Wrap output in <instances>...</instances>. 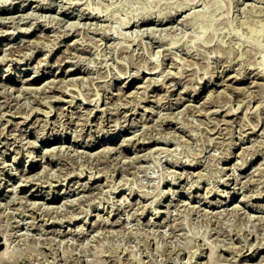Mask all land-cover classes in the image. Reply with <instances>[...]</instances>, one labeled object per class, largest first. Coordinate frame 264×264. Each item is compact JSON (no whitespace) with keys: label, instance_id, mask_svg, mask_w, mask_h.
Segmentation results:
<instances>
[{"label":"rangeland","instance_id":"1","mask_svg":"<svg viewBox=\"0 0 264 264\" xmlns=\"http://www.w3.org/2000/svg\"><path fill=\"white\" fill-rule=\"evenodd\" d=\"M48 1L51 2L49 3ZM0 8V55L6 53L3 55L6 59H3L2 56L0 57V75L12 65L10 67L15 71L11 75L12 79H5L4 83L9 88L12 85V88H8L10 91L12 89V93L9 94L16 96L15 98L11 95L9 97V94L7 97L6 94H3L4 96L0 95V104L2 105H0V109H2L0 110V176H2L0 177V180H2L0 181V184H2L0 192L3 193L0 196L2 201V205H0V259L1 253L7 249L12 254H8L9 258L14 257L17 259L14 261L10 260L11 258L8 259L10 260L8 264L12 262L14 264L15 261L16 264H192L193 262V264H203L202 262L204 264H258V262L259 264H264V243H262L264 242V0H0ZM63 8H65V11ZM27 12L29 17L26 15ZM22 14H24V17ZM22 21L25 22L23 23ZM38 35L39 37H37ZM36 39H38V43L37 41H32ZM51 39L53 41H50ZM11 40L12 42H10ZM46 41L50 42L52 46ZM53 42L55 43L53 44ZM46 43L49 44V49ZM9 44L10 46L14 44V46H17L16 44L23 46L21 49L23 53L20 52L21 50H19L20 53L12 51V46H8ZM36 44H39V47ZM26 45L27 47H25ZM31 47L34 52H32ZM24 50H28V52ZM58 55L61 56L57 57ZM14 56L20 58L17 59L18 62ZM19 60L23 61L20 62ZM60 61L62 62L61 67L57 63ZM70 68L73 69V73L70 74L71 76H66V78L69 79L70 77L69 80L71 82L68 79L65 80V82H68L66 85L64 84L65 82H62V84L56 82L52 86L56 85L57 88L52 89L43 82L46 79L50 80L52 78L56 80V78L63 77V74L54 77L52 73H61L63 69L68 70ZM152 68L155 69L154 72H152L154 70ZM36 69L37 71L39 69H42L41 71L49 69L48 73L45 72L39 76L40 78L36 79L35 84L33 83L34 87L39 84H43V86L40 85L37 90H23L20 85L24 81L21 80V82L20 77L36 75ZM54 69H57L56 72ZM148 71H151V73ZM17 72H21L22 75L20 77L17 74L15 75ZM174 72H176L177 76ZM179 72L180 74L184 73L181 75L182 77L178 76L180 75L178 74ZM147 77L152 79L154 77V82L152 79L148 80ZM144 81L145 84L143 85ZM72 82L77 84L73 85ZM252 82H255L256 85ZM122 83L127 86L124 87ZM69 84L70 86L66 87ZM136 84L137 86L138 84L143 86L140 85L138 89ZM231 84L233 86L230 88ZM24 85L21 86L29 87V84ZM17 86L22 90H16ZM62 87L66 91H63ZM238 87L242 88L238 89ZM135 88L137 91L134 93L131 90H135ZM48 89L50 90L49 92ZM73 89L77 90L78 93ZM194 89L199 93L195 92ZM120 90H122L121 95L118 92ZM142 90H144L143 93H141ZM212 91L214 92L212 94L214 95L213 98L210 94ZM218 91H220V94H218ZM98 92L101 94H98ZM129 92H132L133 95L131 94V96ZM29 93L40 94V97L37 95L35 97V94L32 96ZM44 93L45 95L43 96ZM180 93L181 95H179ZM208 93L210 98L209 96L207 97ZM72 94H75V97ZM98 96H100L99 99ZM180 97L183 98L181 99ZM47 98L48 100H46ZM108 98L110 99L108 100ZM132 98L135 99L133 100ZM18 99L20 101L17 102ZM34 99L37 100L35 101ZM67 99H69V102ZM91 99L97 105L94 106L91 101H88ZM189 99L193 101L190 100L191 102L189 103ZM209 99L210 101H208ZM13 100L14 103H12ZM41 100L44 103H41ZM120 100L124 102L121 104ZM114 101L116 104H114ZM126 101L128 102L126 103ZM83 102L86 103L84 104ZM74 103L77 104L75 105ZM238 103L239 109L237 108ZM24 104H26V107ZM185 105L187 106L185 107ZM65 106L66 109H63ZM50 107H53L52 110ZM93 107H97V109ZM107 107L110 108L108 109ZM12 109L13 111H11ZM136 109L137 112L135 111ZM233 109L234 111H232ZM228 110L230 113H228ZM29 112L33 114H29ZM22 113H26V115L22 116ZM100 114L104 116L101 115V118L99 117ZM26 117L29 118L26 119ZM39 117L40 119H38ZM82 117L87 118L83 120ZM139 118L144 119L140 121ZM87 119H90V123ZM107 119L112 120L108 121ZM47 120L49 121L47 122ZM61 120L65 122L62 123ZM78 120L82 123H80L81 125ZM117 120L120 122H117ZM45 121L46 123H43ZM36 122L37 124H35ZM116 122L118 125H115L117 124ZM131 122L132 124H130ZM2 123H4V127ZM74 128L77 131L76 129L73 131L72 129ZM129 129L133 131L130 132ZM2 130L3 132H1ZM11 130L12 132H10ZM99 131L101 132L99 133ZM108 131H112L114 134L112 146H116V149L114 148L115 152L113 148L110 151L106 148L108 152L105 149V152H103L105 155L102 152L99 154L101 147L104 146L103 143ZM133 134L136 135L132 136ZM74 135H76L75 138ZM125 135L131 140H128L127 144L122 147L123 150L119 151L117 146L119 147L123 142ZM158 137L161 139H157ZM46 138L48 140L45 142L44 139ZM150 138L153 139L151 140ZM110 141V139H107L105 144ZM32 142L33 144L37 143L34 146L31 144ZM60 143L63 147H61ZM68 144L71 145V148ZM55 146L61 147L60 150L57 147L54 148L56 151L54 153L58 155H53L52 153L42 158L43 148ZM243 146H245L244 149H242ZM152 147L155 149V151L153 150L154 152L151 150ZM75 148L80 149L79 151L82 153L75 151ZM61 149L63 150L62 155L65 154L66 156V153H68L66 157L61 155ZM228 149L229 151H227ZM230 149L233 151L231 152ZM149 150H151V153H146ZM242 150H245L247 154ZM29 151L35 155L34 166L31 168L34 171H40L41 175L37 180L41 183L36 182L35 179V182L32 181L25 184L21 168L29 161V154H27ZM91 151L93 152L92 154ZM239 153L243 154L242 157L244 154L245 156L247 155L245 158L243 157L244 161L247 160L246 163L242 160ZM98 155L100 156L97 157V160L94 157ZM109 155L110 157H108ZM225 156L228 158L226 159ZM15 157H17V162H13ZM144 157L145 159H143ZM128 159H130L129 162ZM124 160H127L126 162L128 163H125ZM5 162L6 164H4ZM44 164L46 165L43 167ZM132 164L135 165L133 166ZM232 164L237 166L234 167ZM128 165L130 166L127 168ZM66 170H69L70 174ZM72 170L73 173H71ZM123 170L127 171L123 172ZM45 171L46 173H44ZM78 171L81 172L78 173ZM181 172L184 174H181ZM87 174L90 176L93 174V178L89 179ZM112 174L114 175L112 176ZM239 174L241 175L239 176L240 178L238 177ZM60 175L65 176L66 180L63 176V179H60ZM47 176L49 183L46 179ZM19 177L23 178V181ZM10 178L16 182L13 185L6 186L5 180ZM76 178L77 180H75ZM18 179L25 184L24 188ZM225 180L228 181V184ZM83 181L84 184H82ZM236 181L239 182L236 183ZM186 182L189 183L185 184ZM193 184H195V187ZM68 185L70 186L68 187ZM10 188L11 190H9ZM131 189L134 192L130 193ZM169 189H173L171 191L175 190V192H171ZM166 190L168 191L166 192ZM217 190H221V193L217 192ZM228 190L230 193H227L229 192ZM25 192H34L38 196L26 195ZM20 194L23 195L21 196ZM248 194L250 195L247 196ZM10 195H12V198ZM56 195H59V197L54 199ZM86 196L87 198H85ZM4 197L9 202L6 203L5 199H3ZM78 197L79 199L83 197L85 200L83 198L79 200ZM31 200H35V203L37 201V204L33 202L34 205H32ZM73 200L76 203L78 202L77 205ZM116 200L118 201L116 202ZM122 200L123 203H121ZM62 201H64V204L60 203ZM184 201L190 202L184 203ZM214 201H218V203ZM23 202L25 204H22ZM112 202L116 205L114 206ZM65 203L66 207L64 206ZM13 204L15 206L12 207ZM45 204L49 206L47 207ZM57 204L59 209H61V214L58 211V215L55 208ZM62 208H66V210ZM71 208L74 210L72 209V211ZM223 208L224 210H222ZM86 211H89L88 214ZM29 213L32 215H29ZM53 213L55 215H52ZM77 213L81 216L78 217ZM74 214L75 216H73ZM108 214L112 215L109 216ZM47 215H52L53 218L49 216L50 220ZM156 216L157 218H155ZM106 218L107 220H105ZM51 221L53 224L50 223ZM74 227H79V229ZM202 246L203 248H201ZM210 246L211 248H209ZM251 248L253 249L251 250ZM211 249H214L213 252L215 254L213 253V258L209 259ZM2 261H0V264L4 263V261L1 263ZM4 264L7 263L5 262Z\"/></svg>","mask_w":264,"mask_h":264},{"label":"bare ground","instance_id":"2","mask_svg":"<svg viewBox=\"0 0 264 264\" xmlns=\"http://www.w3.org/2000/svg\"><path fill=\"white\" fill-rule=\"evenodd\" d=\"M20 1H21V0H20ZM22 2H23V1H22ZM40 2H41V1H40ZM40 2H39V3H40ZM42 2L46 3L45 1H42ZM48 2H49V1H48ZM50 2H51V1H50ZM50 2H49V3H50ZM19 3H20V2H19ZM44 3H43V4H44ZM3 4H4V3H3ZM3 4H2V5H3ZM5 4H6V3H5ZM26 4H27V3H26ZM47 4H48V3H47ZM23 5H24V4H23ZM80 5H81V4H80ZM3 6H4V5H3ZM37 6H38V5H37ZM40 6H41V5H40ZM45 6H46V5H45ZM45 6H44V7H45ZM86 6H89V5H86ZM86 6H85V7H86ZM24 7H25V6H24ZM46 7H47V6H46ZM70 7H71V6H70ZM73 7H74V6H73ZM85 7H84V8H85ZM38 8H40V7H38ZM0 9H1V8H0ZM63 9H64V11H65V8H63ZM67 9H68V8H67ZM82 9H83V8H82ZM21 10H22V9H21ZM84 10H85V9H84ZM86 10H87V9H86ZM10 11H11V10H10ZM90 11H91V10H90ZM66 12H67V11H66ZM84 12H85V11H84ZM84 12H83V13H84ZM70 13H71V12H70ZM83 13H82V14H83ZM91 13H92V12H91ZM95 13H97V12H95ZM28 14H29V13L27 12L26 15H28ZM32 14H33V13H32ZM32 14H31V16H32ZM68 14H69V13H68ZM22 15H23V17H24V14H22ZM76 15H77V14H76ZM86 15H87V14H86ZM98 15H99V14H98ZM93 16H95V15H93ZM171 16H172V15H171ZM11 17H12V15H11ZM14 17H15V16H14ZM19 17H20V15H19ZM21 17H22V16H21ZM23 17H22V18H23ZM28 17H29V15H28ZM38 17H39V16H38ZM143 17H144V16H143ZM143 17H142V18H143ZM145 17H147V16L145 15ZM149 17H150V16H149ZM168 17H169V16H168ZM22 18H20V19H22ZM25 18H26V16H25ZM32 18H34V17H32ZM36 18H37V16H36ZM39 18H40V17H39ZM39 18H38V19H39ZM147 18H148V17H147ZM20 19H19V20H20ZM143 19H144V18H143ZM150 19H151V18H150ZM167 19H168V18H167ZM39 20H40V19H39ZM45 20H46V19H45ZM141 20H142V19H141ZM147 20H148V19H147ZM153 20H154V19H153ZM159 20H160V19H159ZM163 20H164V19H163ZM2 21H3V20H2ZM11 21H12V18H11ZM29 21H30V20H29ZM43 21H44V20H43ZM135 21H138V20H135ZM142 21H143V20H142ZM4 22H5V20H4ZM4 22H3V23H4ZM22 22H23V21H22ZM24 22H25V21H24ZM24 22H23V23H24ZM30 22H31V21H30ZM123 22H124V21H123ZM129 22H130V21H129ZM6 23H7V22H6ZM12 23H13V22H12ZM18 23H19V22H18ZM47 23H48V21H47ZM47 23H46V24H47ZM126 23H128V22H126ZM1 24H2V23H1ZM8 24H9V23H8ZM8 24H7V25H8ZM25 24H26V23H25ZM41 24L43 25L42 22H41ZM132 24H133V23H132ZM28 25H32V24H28ZM44 25H45V24H44ZM2 26H3V25H2ZM5 26H6V25H5ZM9 26H10V25H9ZM35 26H36V25H35ZM51 26H52V25H51ZM51 26H50V27H51ZM0 27H1V25H0ZM18 27H19V26H18ZM18 27H17V29L20 28V27H19V28H18ZM27 27H28V26H27ZM21 28H22V27H21ZM28 28H30V27H28ZM2 29H3V28H2ZM22 29H23V28H22ZM0 30H1V29H0ZM3 30H4V29H3ZM3 30H2V31H3ZM7 30H8V29H7ZM26 30H27V28H26ZM29 30H30V29H29ZM4 31H6V30H4ZM4 31H3V32H4ZM21 31L25 32L24 30H21ZM0 32H1V31H0ZM3 32H2V33H3ZM14 32H15V31H14ZM12 33H13V32H12ZM25 33H26V32H25ZM25 33H24V34H25ZM28 33H29V32H28ZM40 33H42V32L40 31ZM47 33H48V32H47ZM13 34H14V33H13ZM65 34H66V33H65ZM65 34H64V35H65ZM68 34H69V33H68ZM2 35H3V34H2ZM43 35H45V33H43ZM50 35H51V34H50ZM45 36H46V35H45ZM62 36H63V35H62ZM37 37H39V35H38ZM37 37H36V38H37ZM40 38H41V36H40ZM48 38H49V37H48ZM48 38H47V39H48ZM60 38H61V37H60ZM0 39H1V38H0ZM20 39H21V38H20ZM20 39H19V40H20ZM22 39H23V38H22ZM31 39H32V38H31ZM31 39H30V40H31ZM42 39H43V38H42ZM72 39H73V38H72ZM24 40H25V39H24ZM27 40H28V39H27ZM39 40H40V39H39ZM44 40H45V39H44ZM32 41H34V42L37 41V43H38V39H36V40H32ZM50 41H53V40L51 39ZM57 41H58V40H57ZM60 41H61V40H60ZM71 41H72V40H71ZM74 41H75V38H74ZM7 42H8V41H7ZM10 42H12V40H11ZM19 42H20V41H19ZM30 42H31V41H30ZM46 42H48V41H46ZM69 42H70V41H69ZM77 42H78V41H77ZM8 43H9V42H8ZM17 43H18V42H17ZM22 43H23V42H22ZM22 43H21V44H22ZM26 43H28V42H26ZM26 43H25V44H26ZM44 43H45V42H44ZM48 43H50V42H48ZM48 43H46L47 45H46V44H45V45H46V46L48 47V49H49V46H48L49 44H48ZM54 43H55V42H53V44H54ZM58 43H59V42H58ZM10 44H11V43H10ZM10 44H9L8 46H10ZM21 44H20V45H21ZM25 44H24V45H25ZM42 44H43V42H42ZM68 44H69V43H68ZM74 44H75V43H74ZM5 45H7V44L5 43ZM14 45H15V44H14ZM14 45H13V46L11 45L12 47L10 46L11 49H13L12 51H17V52H19V50H21V49L23 48V46H18V44H16L17 46H14ZM34 45H35V44H34ZM40 45H41V43H40ZM50 45H51V43H50ZM70 45H71V44H70ZM36 46L39 47V44H38V45L36 44ZM51 46H52V45H51ZM72 46H75V45H72ZM25 47H27V45H26ZM25 47H24V49H25ZM33 47H34V46H33ZM55 47H56V45H55ZM6 48H7V47H6ZM42 48H43V46H42ZM44 48H46V47H44ZM50 48H52V47H50ZM53 48H54V47H53ZM53 48H52V49H53ZM71 48H73V47H71ZM34 49H37V48H34ZM38 49H39V48H38ZM46 49H47V48H46ZM64 49H65V48H64ZM66 49H67V48H66ZM68 49H70V48H68ZM5 50H6V49H5ZM31 50H32V47H31ZM6 51H7V50H6ZM9 51H10V50H9ZM24 51H26V50H24ZM29 51H30V49H29ZM35 51H36V50H35ZM51 51H52V50H51ZM64 51H65V50H64ZM68 51H69V50H68ZM20 52H22V50H21ZM20 52H19V53H20ZM26 52H28V50H27ZM32 52H34V50H32ZM69 52H70V51H69ZM4 53H5V51H4ZM8 53H9V52H8ZM10 53H11V52H10ZM12 53H13V52H12ZM22 53H23V52H22ZM29 53H31V52H29ZM29 53H28V54H29ZM66 53H67V52H66ZM5 54H6V53H5ZM5 54H3V55H5ZM43 54H44V53H43ZM46 54H48V53H46ZM61 54H62V53H61ZM63 54H64V53H63ZM3 55H0V57H1V56L3 57ZM23 55H24V54H23ZM23 55H22V57H23ZM44 55H45V54H44ZM51 55H52V54H51ZM12 56H13V54H12ZM18 56H19V54H18ZM32 56H33V54H32ZM35 56H36V55H35ZM48 56H49V55H48ZM59 56H61V55H58L57 57H59ZM14 57H16V56H14ZM14 57H13V58H14ZM25 57H26V54H25ZM29 57H30V56H29ZM50 57H51V56H50ZM65 57H66V56H65ZM11 58H12V57H11ZM18 58H19V57H18ZM18 58L16 57V61H17ZM27 58H28V57H27ZM27 58H26V59H27ZM39 58H40V57H39ZM45 58H46V57H45ZM60 58H61V57H60ZM60 58H59V59H60ZM3 59H6L5 56L3 57ZM7 59H8V56H7ZM19 59H20V58H19ZM21 59H22V58H21ZM32 59H34V58H32ZM40 59H41V58H40ZM40 59H39V60H40ZM56 59H57V58H56ZM0 60H1V58H0ZM9 60H10V59H9ZM13 60H15V59H13ZM13 60H12V61H13ZM37 60H38V59H37ZM39 60H38V61H39ZM44 60H46V59H44ZM3 61L5 62V60H3ZM3 61H2V62H3ZM16 61H15V62H16ZM19 61H20V60H19ZM21 61H23V60H21ZM21 61H20V62H21ZM38 61H37V63H38ZM40 61H41V60H40ZM42 61H43V60H42ZM66 61H67V60H66ZM17 62H18V61H17ZM43 62H44V61H43ZM43 62H41V63L43 64ZM47 62H48V61H47ZM62 62H63V60H62ZM62 62H61V61H60V62H57V63H58V66H60V65L62 64ZM191 62H193V61H191ZM191 62H190V63H191ZM7 63H8V62H7ZM45 63H46V62H45ZM45 63H44V65H45ZM49 63H50V62H49ZM55 63H56V62H55ZM174 63H175V62H174ZM29 64H30V63H29ZM50 64H51V63H50ZM52 64H53V63H52ZM154 64H155V63H154ZM154 64H152V65H154ZM172 64H173V62H172ZM56 65H57V64H56ZM152 65H151V66H152ZM6 66H7V65H6ZM10 66L12 67V65H10ZM10 66H9V67L7 66L8 68H7L6 70H4L5 72L1 73V75H0V80H1L0 85L2 84V85L0 86V95H3V94L5 95V94H6V97H7V95H8L9 93H12V92H11L12 89H11V91L9 90L10 88H12V87H11L12 85H10V88H9V86H8L6 83H4V82H5L6 80H11V79H12V76H11V75L15 72V71H13V69H12ZM26 66H27V65H26ZM46 66H47V65H46ZM172 66H173V65H172ZM174 66H175V65H174ZM177 66H178V65H177ZM38 67H39V66H38ZM40 67H41V64H40ZM48 67H49V66H48ZM60 67H61V66H60ZM154 67H155V66H154ZM158 67H159V66H158ZM27 68H28V66H27ZM34 68H35V66H34ZM43 68L45 69V67H43ZM76 68H77V67H76ZM187 68H189V67H187ZM25 69H26V68H25ZM50 69H51V68H50ZM57 69H58V68H57ZM57 69H56V70H57ZM146 69H147V68H146ZM146 69H145V70H146ZM152 69H154V68H152ZM156 69H157V68H156ZM34 70H35V69H34ZM34 70H33V71H34ZM41 70H42V69H39V70L37 71V69H36V71H37V74H36V75H33V74H32V75H27V76L24 75V76H22L23 78L20 77V76L22 75L21 72H19V73H18V72L15 73V75L17 74V76L20 77V81H21V80L24 81L23 84H25V85H26V84H29V87H23V86H21V85H23V84H21L20 87H21L23 90H25V91H28V90H34V89H35V90L39 89V86H40L41 84H39L38 86L35 85V87H34L33 85L35 84L36 79H37L39 76L43 75L45 72H47L49 69H48L47 71H46V70H45V71H44V70L41 71ZM54 70H55V69H54ZM54 70H53V71H54ZM56 70H55V72H56ZM79 70H80V69H79ZM150 70H151V69H150ZM181 70H182V69H181ZM154 71H155V69L152 70V72H154ZM156 71H157V70H156ZM160 71H161V70H160ZM178 71H179V70H178ZM48 72H49V71H48ZM48 72H47V73H48ZM148 72L151 73V71H148ZM183 72H184V71H183ZM71 73H73V69H71V68L68 69V70H64V69H63V70L61 71V73H60V72H57V73H54V72H53L52 74H53L54 77H57L59 74H63V77L61 76V77H59V79L56 78L57 81H56L55 79H52V78H51L50 80H47V79H46V81H43V82L46 83L45 85H46L47 87H51L52 89H53V88H57L56 85H55V86H52V85H54V83H56V82H60L61 84H62V82L64 83L65 80L68 79V78H66V76L70 75ZM156 73H157V72H156ZM169 73H170V71H169ZM171 73H172V72H171ZM175 73H176V72H174V74H175ZM29 74H30V73H29ZM178 74H180V72H179ZM183 74H184V73H183ZM183 74H180V75H178V76H179V77H182L181 75H183ZM78 75H79V74H78ZM175 75H176V74H175ZM213 75H214V74H213ZM229 75H230V74H229ZM231 75L233 76V74H231ZM263 75H264V74H263ZM70 76H71V75H70ZM74 76H75V75H74ZM74 76H73V77H74ZM80 76H82V75H80ZM137 76H138V75H137ZM173 76H174V75H173ZM176 76H177V75H176ZM184 76H185V75H184ZM226 76H227V75H226ZM232 76H231V77H232ZM227 77H229V76H227ZM237 77H238V74H237ZM256 77H257V76H256ZM39 78H40V77H39ZM65 78H66V79H65ZM171 78H172V76H171ZM220 78H221V77H220ZM225 78H226V77H225ZM262 78H263V77H262ZM5 79H6V80H5ZM17 79H18V78H17ZM69 79H70V77H69ZM69 79H68V80H69ZM83 79H84V78H83ZM147 79L150 80V79H152V78H148V77H147ZM184 79H185V78H184ZM212 79H213V78H212ZM227 79H228V78H227ZM236 79H237V78H236ZM73 80H74V79H73ZM76 80H77V79H76ZM121 80H122V79H121ZM152 80H153V82H154V77H153ZM210 80H211V79H210ZM222 80H223V79H222ZM83 81H84V80H83ZM181 81H182V80H181ZM211 81H212V80H211ZM224 81H225V80H224ZM254 81H257V80H254ZM21 82H22V81H21ZM21 82H20V83H21ZM47 82H48V83H47ZM69 82H71V81L69 80ZM74 82H75V81H74ZM78 82H79V81H78ZM151 82H152V81H151ZM178 82H179V81H178ZM257 82H258V81H257ZM9 83H10V82H9ZM33 83H34V84H33ZM66 83H68V82L66 81L64 84L66 85ZM124 83H126V82H124ZM124 83H122V85H123ZM148 83H149V82H148ZM148 83H147V84H148ZM222 83H224V82H222ZM225 83H226V82H225ZM252 83L255 84V82H252ZM50 84H51V85H50ZM57 84H58V83H57ZM70 84H71V83H70ZM70 84H69L68 86H66V87H69ZM72 84L75 85V84H77V83L74 84V83L72 82ZM79 84H80V83H79ZM144 84H145V81H144L143 85H144ZM213 84H214V83H213ZM220 84H221V83H220ZM220 84H218V85H220ZM25 85H24V86H25ZM65 85H64V86H65ZM140 85H142V84H140ZM140 85L138 84V86H137V84H136L137 88H138V87L140 88ZM143 85H142V86H143ZM171 85H172V84H171ZM255 85H256V84H255ZM27 86H28V85H27ZM32 86H33V87H32ZM41 86H43V84H42ZM46 86H45V88H46ZM59 86H61V85L59 84ZM59 86H58V89H59ZM71 86H72V85H71ZM123 86L125 87V86H127V85L124 84ZM123 86H122V87H123ZM129 86H130V85H129ZM142 86H141V88H142ZM193 86H194V84H193ZM227 86H229V85H227ZM232 86H233V85L231 84V86H229V87L231 88ZM250 86H251V85H250ZM18 87H19V86L16 87V88H17L16 90H18V89L20 90V89H21L20 87H19V88H18ZM146 87H148V86H146ZM190 87H191V86H190ZM195 87H196V86H195ZM8 88H9V89H8ZM14 88H15V87H14ZM42 88H43V87H42ZM42 88H41V89H42ZM45 88H44V89H45ZM51 88H49V89H51ZM60 88H61V87H60ZM62 88H63V87H62ZM73 88H74V86H73ZM107 88H108V87H107ZM113 88H114V87H113ZM139 88H138V89H139ZM193 88H194V87H193ZM198 88H199V87H198ZM198 88H197V89H198ZM224 88H225V86H224ZM240 88H242V87H240ZM240 88L238 87V89H240ZM3 89H4V90H3ZM22 89H21V90H22ZM49 89H48V92L50 91ZM63 89H64V88H63ZM66 89H67V88H66ZM70 89H71V88H70ZM70 89H69V90H70ZM119 89H120V88H119ZM121 89H122V88H121ZM143 89H144V88H143ZM189 89H190V88H189ZM191 89H192V87H191ZM208 89H210V88H208ZM212 89H214V88L212 87ZM216 89H218V88H216ZM45 90H46V89H45ZM61 90H62V89H61ZM71 90H72V89H71ZM73 90H75V89H73ZM106 90H108V89H106ZM144 90H145V89H144ZM144 90H142L141 93H143ZM198 90H199V89H198ZM219 90H220V89H219ZM9 91H10V92H9ZM39 91H40V90H39ZM41 91H42V90H41ZM55 91H57V90H55ZM63 91H66V90L64 89ZM63 91H62V92H63ZM75 91L77 92V90H75ZM121 91H122V90L118 91V92H120V95H121V93H122ZM123 91H124V90H123ZM129 91H130V90H129ZM131 91L135 93V91H137V90H136V88H135V90L132 89ZM139 91H141V90H139ZM180 91H181V90H180ZM184 91H185V89H184ZM187 91H188V90H187ZM191 91H192V90H191ZM194 91H195V89H194ZM220 91H221V90H220ZM220 91H218V92H219L218 94H220ZM222 91H223V90H222ZM19 92H20V91H19ZM21 92H22V91H21ZM29 92H30V91H29ZM33 92H35V91H33ZM43 92H45V91H43ZM60 92H61V91H60ZM76 92H75V93H76ZM113 92H114V91H113ZM132 92H129V94H130V95H131V94L133 95ZM182 92H183V91H182ZM195 92H198V91H195ZM223 92H225V91H223ZM16 93H18V92H16ZM37 93H39V92L37 91ZM68 93H69V92H68ZM77 93H78V92H77ZM93 93H94V92H93ZM93 93H92V94H93ZM136 93H138V92H136ZM178 93H179V92H178ZM187 93H188V92H187ZM198 93H199V92H198ZM213 93H214V92L212 91V93H210V94L212 95ZM216 93H217V92H216ZM18 94H19V93H18ZM18 94H17V96H18ZM24 94H25V93H24ZM24 94H23V95H24ZM29 94H31V93H29ZM33 94H35V93H33ZM33 94H31V95L33 96ZM40 94H41V92H40ZM40 94H39V95H40ZM64 94H65V93H64ZM94 94H96V93H94ZM98 94H101V93L98 92ZM126 94L128 95V93H126ZM139 94H140V93H139ZM182 94H183V93H182ZM206 94H207V93H206ZM210 94L208 93L207 97H208ZM4 95H3V96H4ZM10 95L12 96V94H9V97H10ZM36 95H37V94H35V97H36ZM39 95H37V96H39ZM44 95H45V93L43 94V96H44ZM49 95H52V94H49ZM57 95L59 96V94H57ZM57 95H56V98H57ZM69 95H70V93H69ZM72 95L74 96L75 94H72ZM76 95H77V94H76ZM87 95L89 96L88 92H87ZM102 95H103V94H102ZM104 95H105V93H104ZM117 95H118V94H117ZM120 95H119V96H120ZM122 95H123V94H122ZM132 95H131V96H132ZM134 95H136V94H134ZM179 95H181V93H180ZM191 95H192V93H191ZM216 95H217V94H216ZM216 95H215V96H216ZM20 96H21V93H20ZM54 96H55V94H54ZM88 96H87V98H88ZM91 96H92V95H91ZM106 96H108V95H106ZM106 96H105V98H106ZM213 96H214V95H212V98H213ZM12 97H15V98H16V96H12ZM21 97H22V96H21ZM39 97H40V96H39ZM46 97H47V96H46ZM48 97H49V96H48ZM52 97H53V96H52ZM74 97H75V96H74ZM77 97H79V96H77ZM93 97H94V96H93ZM99 97H100V96H98V99H99ZM116 97H117V96H116ZM129 97H130V96H129ZM133 97H134V96H133ZM140 97H141V96H140ZM177 97H178V95H177ZM197 97H199V96H197ZM207 97H206V98H207ZM17 98H18V97H17ZM50 98H51V97H50ZM53 98H54V97H53ZM53 98H52V100H53ZM56 98H55V99H56ZM61 98H62V99H65L64 97H61ZM61 98H60V99H61ZM72 98H73V97H72ZM79 98H80V97H79ZM81 98H82V97H81ZM90 98H91V97H90ZM90 98H89V99H90ZM120 98H121V97H120ZM137 98H138V97H137ZM180 98L182 99L183 97H180ZM185 98H186V97H185ZM191 98H192V97H191ZM194 98H195V97H194ZM209 98H210V96H209ZM9 99L11 100V98H9ZM20 99H21V98H20ZM20 99H18L17 102L20 101ZM39 99H40V98H39ZM92 99H93V98H92ZM92 99H91V100H88V101H91V102H92ZM102 99H103V98H102ZM109 99H110V98H108V100H109ZM113 99H115V98H113ZM121 99H122V98H121ZM132 99H133V98H132ZM132 99H130V100H132ZM134 99H135V98H134ZM134 99H133V100H134ZM176 99H177V98H176ZM187 99H188V98H187ZM6 100H7V98H6ZM34 100H35V99H34ZM36 100H37V99H36ZM36 100H35V101H36ZM46 100H48V98H47ZM52 100H51V101H52ZM58 100H59V99H58ZM58 100H57V101H58ZM67 100H68V102H69V99H67ZM71 100H72V99H71ZM71 100H70V101H71ZM73 100H74V98H73ZM105 100H106V99H105ZM127 100H128V99H127ZM177 100H180V99L178 98ZM177 100H176V101H177ZM190 100H192V99H189V103L191 102ZM206 100H207V99H206ZM206 100H205V101H206ZM211 100H212V99H211ZM21 101H22V100H21ZM39 101H40V100H39ZM41 101H42V100H41ZM83 101H84V99H83ZM85 101H86V98H85ZM93 101H94V99H93ZM115 101H116V100H115ZM115 101H114V104H116ZM120 101H121V100H120ZM128 101H129V100H128ZM128 101H126V103H127ZM181 101H182V100H181ZM192 101H193V100H192ZM208 101H210V99H209ZM227 101H228V100H227ZM227 101H226V102H227ZM4 102H6V101H4ZM52 102H53V101H52ZM64 102H65V101H64ZM99 102H100V100H99ZM103 102H104V101H103ZM117 102H118V99H117ZM123 102H124V101H123ZM123 102L121 101V104H122ZM130 102H131V101H130ZM130 102H129V104H130ZM203 102H204V101H203ZM203 102H202V103H203ZM211 102H212V101H211ZM215 102H216V101H215ZM226 102H225V104H226ZM239 102H242V101H239ZM1 103H2V100H1ZM9 103H10V102H9ZM12 103H14V100H13ZM21 103H22V102H21ZM32 103H33V102H32ZM38 103H39V102H38ZM41 103H44V102L42 101ZM41 103H40V104H41ZM65 103H66V102H65ZM72 103H73V101H72ZM83 103H84V102H83ZM85 103H86V102H85ZM85 103H84V104H85ZM87 103H88V102H87ZM2 104H3V103H2ZM5 104H7V103H5ZM45 104H46V103H45ZM74 104H75V103H74ZM76 104H77V103H76ZM76 104H75V105H76ZM93 104H94V103L92 102V105H93ZM119 104H120V103H119ZM192 104H194V103H192ZM207 104H208V103H207ZM246 104H247V103H246ZM0 105H1V104H0ZM8 105H9V104H8ZM10 105H12V104H10ZM17 105H18V104H17ZM25 105H26V104H24V106H25ZM29 105H30V104H29ZM29 105H28V106H29ZM43 105H44V104H43ZM48 105H49V104H48ZM80 105H81V104H80ZM95 105H97V103L94 104V106H95ZM106 105H107V104H106ZM179 105H180V103H179ZM187 105H188V104H187ZM187 105H185V107H186ZM194 105H195V104H194ZM210 105H211V104H210ZM216 105H218V103H216ZM220 105H221V103H220ZM222 105H223V104H222ZM240 105H241V104H240ZM1 106H2V105H1ZM12 106H13V105H12ZM35 106H36V105H35ZM49 106H50V105H49ZM70 106H71V105H70ZM78 106H79V105H78ZM81 106H83V105H81ZM84 106H85V105H84ZM108 106H110V105H108ZM119 106H121V105H119ZM122 106H124V105H122ZM201 106H202V105H201ZM205 106H206V105H205ZM207 106H208V105H207ZM231 106H232V105H231ZM233 106H234V105H233ZM248 106H250V105H248ZM8 107H9V106H8ZM17 107H18V106H17ZM25 107H26V106H25ZM29 107H30V106H29ZM29 107H28V108H29ZM59 107H60V106H59ZM100 107H101V106H100ZM110 107H113V106H110ZM110 107H109V108H110ZM114 107H116V106H114ZM126 107H127V105H126ZM134 107H135V106H134ZM185 107H184V108H185ZM199 107H200V105H199ZM213 107H214V106H213ZM216 107H217V106H216ZM19 108H20V106H19ZM50 108H51V107H50ZM52 108H53V107H52ZM52 108H51V110H52ZM75 108H76V107H75ZM79 108H80V107H79ZM86 108L88 109V107H86ZM93 108H96V109H97V107H93ZM93 108H92V109H93ZM101 108H102V107H101ZM101 108H100V111H101ZM107 108H108V107H107ZM109 108H108V109H109ZM189 108H191V106H189ZM196 108H197V107H196ZM196 108H195V109H196ZM200 108H201V107H200ZM209 108H210V107H209ZM211 108H212V107H211ZM229 108H230V107H229ZM234 108H235V107H234ZM237 108L239 109V103L237 104ZM246 108H247V107H246ZM249 108H250V107H249ZM40 109H41V107H40ZM54 109H56V108H54ZM63 109H66V106H65V108H63ZM80 109H81V108H80ZM80 109H79V110H80ZM90 109H91V108H90ZM102 109H103V108H102ZM104 109H105V111H106V108H105V107H104ZM122 109H123V107H122ZM124 109H125V108H124ZM130 109H132V108H130ZM185 109H186V108H185ZM193 109H194V108H193ZM207 109H208V108H207ZM212 109H213V108H212ZM247 109H248V108H247ZM0 110H2V109H0ZM8 110H9V109H8ZM28 110H29V109H28ZM31 110H32V109H31ZM31 110H30V111H31ZM33 110H34V106H33ZM33 110H32V111H33ZM43 110H45V109H43ZM47 110H49V109H47ZM47 110H46V111H47ZM51 110H50V112H51ZM85 110H86V109H85ZM85 110H84V112H85ZM145 110H146V108H145ZM196 110H197V109H196ZM199 110H201V109H199ZM199 110H198V111H199ZM213 110H215V109H213ZM219 110H220V109H219ZM230 110H231V109H230ZM236 110H237V109H236ZM6 111H7V110H6ZM11 111H13V109H12ZM18 111H19V109H18ZM22 111H24V110H22ZM25 111H26V110H25ZM32 111H31V112H32ZM59 111H60V110H59ZM86 111H87V110H86ZM93 111H95V110H93ZM108 111H110V110H108ZM108 111H107V112H108ZM122 111H123V110H122ZM125 111H126V110H125ZM132 111H133V110H132ZM132 111H131V112H132ZM135 111L137 112V109H136ZM194 111H195V110H194ZM202 111H203V109H202ZM202 111H201V112H202ZM228 111H229V110H228ZM232 111H234V109H233ZM246 111H248V110H246ZM14 112H15V111H14ZM33 112H34V111H33ZM47 112L49 113V111H47ZM47 112H44V113H47ZM60 112H61V111H60ZM72 112H73V111H72ZM78 112H79V111H78ZM89 112H90V111H89ZM112 112H113V111H112ZM112 112H110V113H112ZM0 113H1V112H0ZM2 113H3V112H2ZM5 113H6V112H5ZM11 113H12V112H11ZM26 113H28V112H26ZM26 113H24V114L22 113V116L26 115ZM38 113H39V112H38ZM38 113H37V114H38ZM42 113H43V112H42ZM63 113H64V112H63ZM69 113H71V112H69ZM73 113H74V112H73ZM76 113H77V112H76ZM82 113H83V112H82ZM128 113H129V112H128ZM128 113H126V114H128ZM133 113H134V112H133ZM214 113H215V112H214ZM216 113H217V112H216ZM228 113H230V111H229ZM232 113H233V112H232ZM7 114H9V113H7ZM12 114H13V113H12ZM29 114H33V113H30V112H29ZM87 114H88V113H87ZM91 114H92V113H91ZM143 114H144V113H143ZM233 114H234V113H233ZM245 114H246V113H245ZM5 115H6V114H5ZM19 115H20V114H19ZM45 115H48V114H45ZM45 115H44V116H45ZM50 115H51V114H50ZM60 115H61V113H60ZM62 115H63V114H62ZM70 115H72V114H70ZM80 115H81V114H80ZM83 115H84V114H83ZM101 115L104 116L103 114H100L99 117H101V118H102ZM105 115H107V114H105ZM110 115H112V114H110ZM128 115H129V114H128ZM128 115H127V116H128ZM224 115H227V114H224ZM0 116H1V115H0ZM13 116H14V115H13ZM13 116H12V117H13ZM16 116H17V115H16ZM22 116H21V117H22ZM35 116H36V115H35ZM56 116H57V114H56ZM58 116H59V115H58ZM73 116H74V115H73ZM84 116H86V115H84ZM90 116H91V115H90ZM96 116H98V115H96ZM125 116H126V115H125ZM144 116H145V115H144ZM2 117H3V116H2ZM2 117H1V118H2ZM29 117H30V116H29ZM29 117H26V119H28ZM48 117H49V116H48ZM48 117H46V118H48ZM106 117H107V116H106ZM128 117H129V116H128ZM142 117H143V116H142ZM10 118H11V117H10ZM30 118H31V117H30ZM46 118H45V119H46ZM49 118H50V117H49ZM49 118H48V119H49ZM62 118H64V117H62ZM80 118H81V117H80ZM80 118H79V119H80ZM82 118H83V117H82ZM86 118H87V117L83 118V120L86 119ZM89 118H90V117H89ZM120 118H121V116H120ZM145 118H146V116H145ZM222 118H224V117H222ZM2 119H3V118H2ZM5 119H6V118H5ZM36 119H37V118H36ZM38 119H40V117H39ZM38 119H37V121H38ZM56 119H57V118H56ZM64 119H65V118H64ZM71 119H72V118H71ZM95 119H96V118H95ZM97 119H98V118H97ZM103 119H104V118H103ZM117 119H118V117H117ZM129 119H130V118H129ZM134 119H135V118H134ZM139 119H140V118H139ZM143 119H144V118H143ZM143 119H140V121H142ZM9 120H11V119H9ZM9 120H7V121L9 122ZM41 120H42V119H41ZM58 120H60V119H58ZM58 120H57V121H58ZM87 120H88V119H87ZM89 120H90V119H89ZM89 120H88V122H89ZM98 120H99V119H98ZM107 120H108V119H107ZM109 120H112V119H109ZM109 120H108V121H109ZM224 120H226V119H224ZM35 121H36V120H35ZM39 121H40V120H39ZM48 121H49V120H47V122H48ZM51 121H52V120H51ZM69 121H70V120H69ZM72 121H73V120H72ZM78 121H79V120H78ZM102 121H103V120H102ZM118 121H119V120H117V122H118ZM126 121H127V118H126ZM132 121H134V120H132ZM228 121H229V120H228ZM228 121H227V122H228ZM3 122H4V121H3ZM13 122H15V121H13ZM24 122H25V121H24ZM61 122H62V120H61ZM63 122H65V121H63ZM63 122H62V123H63ZM67 122H68V121H67ZM70 122H71V121H70ZM117 122H116V123H117ZM119 122H120V121H119ZM135 122H136V121H135ZM223 122H224V121H223ZM5 123H6V122H5ZM17 123H20V122H17ZM43 123H46V121L43 122ZM73 123H75V122H73ZM76 123H77V122H76ZM80 123H81V122L79 121V124H80ZM89 123H90V122H89ZM91 123H93V122H91ZM95 123H96V122H95ZM101 123H104V122H101ZM106 123H107V122H106ZM109 123H110V122H109ZM3 124H4V123H2V126L4 127ZM23 124H24V123H23ZM25 124H26V123H25ZM31 124H32V123H31ZM33 124H34V123H33ZM35 124H37V122H36ZM35 124H34V126H35ZM38 124H39V123H38ZM55 124H56V123H55ZM79 124H78V125H79ZM81 124H82V123H81ZM81 124H80V125H81ZM87 124H88V123H87ZM119 124H120V123H119ZM125 124H126V123H125ZM130 124H132V122H131ZM133 124H135V123L133 122ZM28 125H30V124H28ZM41 125H42V124H41ZM45 125H47V124H45ZM66 125H67V124H66ZM76 125H77V124H76ZM99 125H100V122H99ZM115 125H118V123L115 124ZM126 125H127V124H126ZM126 125H125V127H126ZM0 126H1V125H0ZM5 126H6V124H5ZM8 126H9V125H8ZM58 126H59V125H58ZM69 126H70V125H69ZM100 126H101V125H100ZM122 126H123V125H122ZM128 126H129V125H128ZM3 127H2V128H3ZM14 127H16V126H14ZM39 127H40V126H39ZM41 127H42V126H41ZM45 127H46V126H45ZM50 127H51V126H50ZM65 127H66V126H65ZM74 127H75V126H74ZM96 127H97V126H96ZM118 127H119V126H118ZM120 127H121V126H120ZM130 127H131V126H130ZM133 127H134V126H133ZM135 127H136V126H135ZM22 128H24V127H22ZM22 128H21V129H22ZM51 128H52V127H51ZM54 128H55V126H54ZM80 128H81V127H80ZM80 128H78V129H80ZM84 128H85V127H84ZM97 128H98V127H97ZM99 128H100V127H99ZM137 128H138V127H137ZM26 129H27V128H26ZM40 129H43V128H40ZM56 129H59V128H56ZM67 129H68V128H67ZM75 129H76V128H74V129H72V130L75 131ZM92 129H93V128H92ZM102 129H103V126H102ZM102 129H101V130H102ZM4 130H7V129H4ZM14 130H15V129H14ZM33 130H34V129H33ZM35 130H36V129H35ZM43 130H44V129H43ZM50 130H51V129H50ZM50 130H49V131H50ZM54 130H55V129H54ZM54 130H53V131H54ZM82 130H83V129H82ZM95 130H96V129H95ZM104 130H105V129H104ZM109 130H110V129H109ZM135 130H136V129H135ZM37 131H38V130H37ZM37 131H35V132H37ZM64 131H65V130H64ZM66 131H67V130H66ZM76 131H77V129H76ZM90 131H91V130H90ZM97 131H98V129H97ZM105 131H106V130H105ZM129 131H130V129H129ZM131 131H133V130H131ZM131 131H130V132H131ZM1 132H3V130H2ZM10 132H12V130H11ZM10 132H8V133L10 134ZM20 132H21V131H20ZM27 132H28V131H27ZM35 132H34V133H35ZM41 132H42V131H41ZM50 132H51V131H50ZM55 132H56V131H55ZM81 132H82V131H81ZM100 132H101V131H99V133H100ZM135 132H136V131H135ZM142 132H143V131H142ZM142 132H140V133H142ZM21 133H22V132H21ZM23 133H24V132H23ZM32 133H33V132H32ZM52 133H53V132H52ZM89 133H90V132H89ZM97 133H98V132H97ZM133 133H134V132H133ZM136 133H137V132H136ZM11 134H12V133H11ZM13 134H14V132H13ZM15 134H17V133L15 132ZM24 134H25V133H24ZM24 134H23V135H24ZM47 134H48V133H47ZM62 134H64V133H62ZM76 134H77V133H76ZM90 134H92V133H90ZM90 134H88V135H90ZM143 134H144V132H143ZM246 134H247V133H246ZM2 135H3V134H2ZM4 135H5V134H4ZM7 135H8V134H7ZM35 135H36V134H35ZM37 135H38V134H37ZM44 135H46V134H44ZM66 135H67V134H66ZM105 135H106V134H105ZM113 135H114V134H113L112 131H110V132L108 131L107 136H105V137H106V138H105V142H106L107 139H110L111 141H110L108 144H105V142L103 143L104 146L101 147L102 149H101L100 152L98 151L99 154H100L101 152H102V153L105 152V149H106V148H108L109 151H110L112 148H113V149H114V148L116 149V146H115V147L112 146V145H113L112 143H114ZM135 135H136V134H135ZM135 135L133 134L132 136H135ZM137 135H138V133H137ZM139 135H140V134H139ZM141 135H142V134H141ZM145 135L147 136L146 133H145ZM248 135H249V134H248ZM11 136H12V135H11ZM18 136H19V133H18ZM18 136H16V137L18 138ZM27 136H28V135H27ZM40 136H42V135L40 134ZM40 136H39V137H40ZM48 136H49V135H48ZM75 136H76V135H74V138H75ZM77 136H78V135H77ZM80 136H81V135H80ZM80 136H79V137H80ZM99 136H100V135H99ZM123 136H124V135H123ZM126 136H127V135H125V137H123V142H122V143L120 142V143H121L120 146H119V147L117 146V150L121 151L122 147L125 146V145L127 144L128 140H131V138H128V137H126ZM130 136H131V135H130ZM146 136H145V137H146ZM246 136H247V135H246ZM6 137H7V136H6ZM9 137H10V136H9ZM9 137H8V138H9ZM22 137H23V136H22ZM43 137H44V136H43ZM79 137H78V139H79ZM90 137H92V136L90 135ZM96 137H97V136H96ZM137 137H138V136H137ZM142 137H144V136L142 135ZM150 137H151V136H150ZM152 137H153V136H152ZM154 137H155V136H154ZM156 137H157V136H156ZM20 138H21V137H20ZM20 138H19V139H20ZM80 138H81V137H80ZM92 138H93V137H92ZM92 138H91V139H92ZM134 138H135V137H134ZM134 138H133V139H134ZM138 138H139V137H138ZM146 138H147V137H146ZM239 138H240V137H239ZM246 138H247V137H246ZM11 139H12V138H11ZM13 139H14V136H13ZM19 139H18V140H19ZM81 139H82V138H81ZM91 139H90V141H91ZM99 139H100V138H99ZM150 139H151V138H150ZM150 139H149V140H150ZM152 139H153V138H152ZM152 139H151V140H152ZM157 139H161V138L158 137ZM233 139H234V138H233ZM248 139H249V138H248ZM248 139H247V140H248ZM20 140H21V139H20ZM28 140H29V139H28ZM34 140H35V139H34ZM47 140H48V138L44 139L45 142H46ZM83 140H84V139H83ZM88 140H89V139H88ZM94 140H95V139H94ZM126 140H127V141H126ZM134 140H135V139H134ZM138 140H139V139H138ZM243 140H244V139H243ZM1 141H2V140H1ZM10 141H11V140H10ZM10 141H9V142H10ZM24 141H25V140H24ZM24 141H22V142H24ZM30 141H31V140H30ZM56 141H57V140H56ZM84 141H85V140H84ZM92 141H93V140H92ZM135 141H136V140H135ZM141 141H142V139H141ZM144 141H145V140H144ZM3 142H4V141H3ZM6 142H8V141H6ZM13 142H14V140H13ZM73 142H74V141H73ZM76 142H77V138H76ZM86 142H87V141H86ZM129 142H130V141H129ZM142 142H143V141H142ZM145 142H146V141H145ZM148 142L150 143V141H148ZM162 142H163V141H162ZM238 142H239V141H238ZM238 142H237V143H238ZM36 143H37V142H35V143L33 144V142H32L31 144H33V145L35 146ZM68 143H69V142H68ZM93 143H94V142H93ZM95 143H96V142H95ZM132 143H133V142H132ZM137 143H138V142H137ZM137 143H136V144H137ZM146 143H147V142H146ZM232 143H233V141H232ZM1 144H3V143H1ZM7 144H8V143H7ZM10 144H11V142H10ZM13 144H14V143H13ZM21 144H22V143H21ZM28 144H29V142H28ZM31 144H30V145H31ZM70 144H71V143H70ZM87 144H88V143H87ZM87 144H86V145H87ZM129 144H130V143H129ZM129 144H128V145H129ZM136 144H135V145H136ZM143 144H144V143H143ZM243 144H244V143H243ZM11 145H12V144H11ZM24 145H25V144H24ZM26 145H27V144H26ZM55 145H57V144H55ZM60 145H61V147H63L61 143H60ZM60 145H58V146H60ZM68 145H69V144H68ZM83 145H84V144H83ZM91 145H92V144H91ZM93 145H94V144H93ZM98 145H99V144H98ZM105 145H106V146H105ZM144 145H145V144H144ZM233 145H235V144H233ZM233 145H232V146H233ZM20 146H21V145H20ZM22 146H23V145H22ZM31 146H32V145H31ZM50 146H51V145H50ZM58 146L50 147V148H49V147H48V148H46V147L43 148V150H42L43 153L41 154V155L43 156L42 158H44L46 155L49 156V155H51L52 153H53V155H54V154L56 153V151H55L54 148H56V147L58 148ZM65 146H66V145H65ZM70 146H71V145H69V147H70ZM137 146H138V145H137ZM140 146H141V145H140ZM156 146H157V144H156ZM156 146H154V147H156ZM5 147H6V146H5ZM8 147L10 148V146H8ZM12 147H13V146H12ZM25 147H26V146H25ZM25 147H24V148H25ZM61 147H60V148H61ZM154 147H152V149H151L152 151H153V150L155 151ZM244 147H245V146H243L242 149H244ZM41 148H42V147H41ZM41 148H40V149H41ZM60 148H58V149L60 150ZM65 148H66V147H65ZM70 148H71V147H70ZM70 148H69V149H70ZM158 148H159V147H158ZM10 149H11V148H10ZM15 149H16V148H15ZM30 149H31V148H30ZM40 149H39V150H40ZM62 149H63V148H62ZM62 149H61V150H62ZM75 149H76V148H75ZM115 149H114V152H115ZM134 149H135V148H134ZM149 149H150V148H149ZM11 150H12V149H11ZM33 150H34V149H33ZM67 150H68V148H67ZM79 150H80V149L77 148L75 151L80 152ZM98 150H100V149H98ZM122 150H123V149H122ZM138 150H139V149H138ZM151 150L147 151L146 153L150 152ZM156 150H157V149H156ZM158 150H159V149H158ZM230 150H231V149H230ZM0 151H1V150H0ZM7 151H8V150H7ZM24 151H25V150H24ZM64 151H65V150H64ZM82 151H83V150H82ZM94 151H96V150H94ZM154 151H153V152H154ZM227 151H229V149H228ZM232 151H233V150H231V152H232ZM242 151H245V150H242ZM14 152H15V151H14ZM54 152H55V153H54ZM59 152H60V151H59ZM69 152H70V151H69ZM84 152L86 153V151H84ZM96 152H97V151H96ZM106 152H108L107 149H106ZM153 152H152V153H153ZM156 152H157V151H156ZM231 152H230V153H231ZM245 152H246V151H245ZM245 152H244V153H245ZM1 153H2V152H1ZM8 153H9V152H8ZM16 153H17V152H16ZM19 153H20V152H19ZM23 153H24V152H23ZM60 153H61V155H62V154H63V150H62V152H60ZM60 153H59V154H60ZM64 153H65V152H64ZM80 153H82V152H80ZM87 153H88V152H87ZM89 153H90V152H89ZM92 153H93V152L91 151V154H92ZM117 153H118V152H117ZM150 153H151V152H150ZM27 154H29V161H27V162H26V165H25L23 168H21V173H22L23 176H24L23 178H24V180H25V184H28V182H32V181H34L35 179H36L35 181L38 182L37 179L40 178L41 173H40V171H34L33 168H31L32 166H34V165H33V162H34V160H35V155H34V153H32L31 151H29V153H27ZM97 154H98V153H97ZM103 154H104V153H103ZM108 154H109V153H108ZM108 154H107V155H108ZM112 154H113V153H112ZM112 154H110V155H112ZM143 154H144V153H143ZM226 154H227V153H226ZM239 154H241V153H239ZM246 154H247V152H246ZM0 155H1V154H0ZM53 155H52V156H53ZM55 155H58V154H55ZM61 155H60V156H61ZM67 155H68V153H66V156H67ZM82 155H83V154H82ZM84 155H86V154H84ZM94 155H95V154H94ZM104 155H105V154H104ZM107 155H106V156H107ZM110 155H109L108 157H110ZM120 155H121V154H120ZM137 155H138V154H137ZM139 155H140V154H139ZM227 155H228V154H227ZM242 155H243V154H241V157H242ZM18 156H19V155H18ZM62 156H65V154L62 155ZM66 156H65V157H66ZM89 156H91V155L89 154ZM99 156H100V155H98V156H96V157L93 156V157H94V158H97V157H99ZM117 156H118V155H117ZM121 156H122V155H121ZM128 156H129V155H128ZM134 156H135V155H134ZM141 156H142V155H141ZM238 156H240V155H238ZM246 156H247V155H246ZM246 156H245V154H244L243 157L245 158ZM85 157H86V156H85ZM87 157H88V156H87ZM129 157H130V156H129ZM136 157H138V156H136ZM243 157H242V160L244 161ZM251 157H252V156H251ZM16 158H17V157H15V158L13 159V162H17V159H16ZM47 158H49V157H47ZM53 158H54V156H53ZM225 158H226V156H225ZM227 158H228V157H227ZM227 158H226V159H227ZM253 158H254V157H253ZM1 159H2V158H1ZM54 159H55V158H54ZM100 159H101V158H100ZM100 159H99V161H100ZM138 159H139V158H138ZM143 159H145V157H144ZM247 159H248V158H247ZM44 160H45V159H44ZM50 160H51V159H50ZM97 160H98V158H97ZM119 160H120V159H119ZM129 160H130V159H128V162H129ZM131 160H132V159H131ZM140 160H141V159H140ZM39 161H40V160H39ZM47 161H48V160H47ZM55 161H56V160H55ZM117 161H118V160H117ZM124 161H125V163H128V162H126L127 160H124ZM246 161H247V160H246ZM246 161H244V162L246 163ZM36 162H37V161H36ZM42 162H43V160H42ZM236 162H237V161H236ZM236 162H235V163H236ZM49 163H50V162H49ZM131 163H132V162H131ZM240 163H242V162H240ZM245 163H244V164H245ZM2 164H3V163H2ZM4 164H6V162H5ZM10 164H11V163H10ZM42 164H43V163H42ZM45 165H46V164H44L43 167H44ZM122 165H123V164H122ZM130 165H131V164H130ZM130 165H128L127 168H128ZM132 165H133V164H132ZM134 165H135V164H134ZM134 165H133V166H134ZM232 165H234V164H232ZM2 166H3V165H2ZM119 166H120V165H119ZM123 166H124V165H123ZM125 166H126V165H125ZM236 166H237V165H236ZM236 166L234 165V167H236ZM242 166H243V165H242ZM244 166H245V165H244ZM41 167H42V166H41ZM46 167H47V166H46ZM131 167H132V166H131ZM230 167L232 168V166H230ZM68 168H69V167H68ZM74 168H75V167H74ZM223 168H224V167H223ZM226 168H227V166H226ZM240 168H241V167H240ZM0 169H1V168H0ZM18 169H19V168H18ZM48 169H49V168H48ZM48 169H47V170H48ZM50 169H51V168H50ZM72 169H73V168H72ZM119 169H120V168H119ZM122 169H123V168H122ZM130 169H131V168H130ZM237 169H238V168H237ZM11 170H12V169H11ZM16 170H17V169H16ZM27 170H28V171H27ZM40 170H41V169H40ZM69 170H70V169H69ZM69 170H68V171L66 170V171L69 173ZM73 170H75V169H73ZM73 170H72L71 173H73ZM80 170H81V169H80ZM99 170H100V169H99ZM120 170H121V169H120ZM232 170H233V169H232ZM234 170H235V169H234ZM240 170H241V169H240ZM4 171H5V170H4ZM6 171H7V170H6ZM9 171H10V170H9ZM83 171H84V170H83ZM103 171H104V170H103ZM125 171H127V170H125ZM125 171L123 170V172H125ZM0 172H1V171H0ZM7 172H8V171H7ZM41 172H42V171H41ZM67 172H66V173H67ZM74 172H75V171H74ZM80 172H81V171H80ZM80 172L78 171V173H80ZM104 172H105V171H104ZM107 172H108V171H107ZM190 172H191V171H190ZM252 172H253V171H252ZM11 173H12V172H11ZM18 173H19V172H18ZM44 173H46V171H45ZM64 173H65V172H64ZM93 173H94V172H93ZM105 173H106V172H105ZM236 173H237V172H236ZM236 173H235V175H237ZM238 173H239V172H238ZM2 174H3V173H2ZM12 174H13V173H12ZM15 174H17V173L15 172ZM42 174H43V173H42ZM69 174H70V173H69ZM69 174H68V175H69ZM83 174H84V172H83ZM88 174H89V173H88ZM88 174H87V175H88ZM97 174H98V173H97ZM101 174H102V173H101ZM106 174H107V173H106ZM181 174H184V173L181 172ZM186 174H187V173H186ZM186 174H185V175H186ZM188 174H189V173H188ZM226 174H227V173H226ZM233 174H234V173H233ZM233 174H232V175H233ZM5 175H6V174H5ZM18 175H19V174H18ZM44 175H45V174H44ZM44 175H43V176H44ZM64 175H67V174H64ZM80 175L83 176L82 174H80ZM92 175H93V174H92ZM92 175H91V176H92ZM95 175H96V174H95ZM102 175H104V174H102ZM113 175H114V174H112V176H113ZM175 175H176V173H175ZM177 175H178V173H177ZM191 175H192V174H191ZM194 175H196V174H194ZM12 176H13V175H12ZM14 176H15V175H14ZM19 176H20V175H19ZM60 176H61V175H60ZM62 176H63V175H62ZM62 176L60 177V179L62 178ZM81 176H80V178H81ZM91 176L88 175L87 177H89V179H92L93 176H92V177H91ZM96 176H97V175H96ZM99 176H100V175H99ZM108 176H109V175H108ZM228 176H229V175H228ZM239 176H241V175L239 174L238 177H239ZM245 176H246V175H245ZM247 176H248V175H247ZM0 177H2V176H0ZM21 177H22V176H21ZM21 177H19V178L23 181V178H21ZM54 177H55V176H54ZM58 177H59V176H58ZM63 177H64V179H65V176H63ZM90 177H91V178H90ZM109 177H110V176H109ZM174 177H175V176H174ZM187 177H188V176H187ZM229 177H230V176H229ZM235 177H237V176H235ZM249 177H250V176H249ZM251 177H252V176H251ZM45 178H46V177H45ZM45 178H44V179H45ZM56 178H57V177H56ZM66 178H67V177H66ZM105 178H106V176H105ZM172 178H173V177H172ZM178 178H179V177H178ZM192 178H193V177H192ZM239 178H240V177H239ZM20 179H18V181H19ZM44 179H43V181H44ZM46 179H47V181H48V176H47ZM50 179H52V178H50ZM53 179H54V178H53ZM58 179H59V178H58ZM62 179H63V178H62ZM71 179H72V178H71ZM78 179H79V178H78ZM107 179H108V178H107ZM176 179H177V178H176ZM236 179H237V178H236ZM249 179L251 180V178H249ZM4 180H5V179H4ZM39 180H40V179H39ZM41 180H42V179H41ZM65 180H66V179H65ZM75 180H77V178H76ZM79 180H80V179H79ZM96 180H97V179H96ZM174 180H175V179H174ZM185 180H186V179H185ZM195 180H196V179H195ZM241 180H242V179H241ZM246 180H247V179H246ZM246 180H245V182H247ZM0 181H2V180H0ZM5 181H6V184H7L6 186L13 185V184L16 182V181H14V180L12 181L11 178H10V179H7V180H5ZM26 181H27V182H26ZM35 181H34V182H35ZM73 181H74V180H73ZM90 181H91V180H90ZM176 181H177V180H176ZM186 181H187V180H186ZM225 181H226V180H225ZM239 181H240V180H239ZM239 181H238V182H239ZM19 182H20V181H19ZM34 182H33V183H34ZM39 182H40V181H39ZM39 182H38V183H39ZM50 182H51V181H50ZM63 182H65V181L63 180ZM78 182H79V181H78ZM78 182H77V183H78ZM86 182H87V180H86ZM238 182L236 181V183H238ZM241 182H242V181H241ZM17 183H18V182H17ZM20 183H21V185H22L23 188H24V185H25V184L22 183V182H20ZM40 183H41V182H40ZM48 183H49V181H48ZM52 183H54V182H52ZM68 183H69V182H68ZM187 183H189V182H186L185 184H187ZM226 183L228 184V181H226ZM46 184H47V183H46ZM46 184H45V185H46ZM54 184H55V183H54ZM63 184H64V183H63ZM69 184H70V183H69ZM80 184H81V183H80ZM82 184H84V181H83ZM92 184H93V182H92ZM100 184H101V183H100ZM100 184H98V185H100ZM173 184H177V183H173ZM178 184H179V183H178ZM19 185H20V184H19ZM32 185H33V184H32ZM41 185H42V184H41ZM52 185H53V184H52ZM71 185H72V184H71ZM73 185H74V184H73ZM76 185H77V184H76ZM78 185H79V184H78ZM87 185H88V184H87ZM87 185H86V186H87ZM95 185H96V184H95ZM191 185H192V183H191ZM193 185H194V187H195V184H193ZM225 185H226V184H225ZM245 185H246V184H245ZM0 186H2V184H0ZM54 186H55V185H54ZM69 186H70V185H68V187H69ZM96 186H97V185H96ZM100 186H101V185H100ZM120 186H121V185H120ZM172 186H173V185H172ZM230 186H231V185H230ZM12 187H13V186H12ZM15 187H16V186H15ZM30 187H31V186H30ZM34 187H35V186H34ZM39 187H40V186H39ZM74 187H75V186H74ZM80 187H81V186H80ZM80 187H79V188H80ZM90 187H91V185H90ZM93 187H94V186H93ZM183 187H184V186H183ZM190 187H192V186H190ZM190 187H189V188H190ZM243 187H244V186H243ZM0 188H1V187H0ZM13 188H14V187H13ZM18 188H19V187H18ZM28 188H29V187H28ZM54 188H55V187H54ZM87 188H88V186H87ZM97 188H98V186H97ZM100 188H102V187H100ZM207 188H209V187H207ZM207 188H206V189H207ZM32 189L35 190L33 187H32ZM32 189H31V190H32ZM38 189L40 190V188H38ZM41 189H42V188H41ZM47 189H48V188H47ZM47 189H46V190H47ZM55 189H56V188H55ZM61 189H62V188H61ZM90 189H91V188H90ZM191 189H193V188H191ZM216 189H217V188H216ZM238 189H239V188H238ZM258 189H259V188H258ZM258 189H257V190H258ZM263 189H264V188H263ZM9 190H11V188H10ZM14 190H15V189H14ZM18 190H19V189H18ZM39 190H38V191H39ZM50 190H51V189H50ZM75 190H76V189H75ZM75 190H74V191H75ZM80 190H81V189H80ZM84 190H85V189H84ZM93 190H94V189H93ZM169 190H170V189H169ZM171 190H173V189H171ZM171 190H170V191H171ZM187 190H188V188H187ZM210 190H211V188H210ZM210 190H209V191H210ZM221 190H222V189H221ZM221 190H219V191L217 190V192H220V193H221ZM253 190H254V189H253ZM255 190H256V189H255ZM15 191H16V190H15ZM15 191H14V192H15ZM24 191H25V190H24ZM36 191H37V190H36ZM36 191H35V192H36ZM55 191H56V190H55ZM55 191H54V192H55ZM66 191H67V190H66ZM71 191H72V190H71ZM74 191H73V192H74ZM167 191H168V190H166V192H167ZM207 191H208V190H207ZM228 191H229V190H228ZM259 191H260V190H259ZM12 192H13V190H12ZM16 192H17V191H16ZM44 192H45V191H44ZM48 192H49V191H48ZM64 192H65V191H64ZM75 192H76V191H75ZM88 192H89V191H88ZM90 192H91V191H90ZM126 192H127V191H126ZM132 192H134V191H132V189H131V192H130V193H132ZM171 192H175V190H174V191H171ZM189 192H190V191H189ZM212 192H213V191H212ZM212 192H211V193H212ZM223 192H224V191H223ZM257 192H258V191H257ZM25 193H26V195H30V196H38V195H36L34 192H33V193H30V192L27 193V192H25ZM60 193H61V192H60ZM66 193H68V192H66ZM76 193H77V192H76ZM205 193H207V192L205 191ZM213 193H214V192H213ZM225 193H226V192H225ZM227 193H230V191L227 192ZM227 193H226V194H227ZM236 193H237V192H236ZM255 193H256V192H255ZM2 194H3V193L0 192V196H2ZM41 194H42V193H41ZM83 194H84V193H83ZM83 194H82V196H84ZM85 194H86V193H85ZM89 194H90V193H89ZM91 194H92V193H91ZM165 194H166V193H165ZM192 194H193V192H192ZM192 194H191V195H192ZM215 194H216V193H215ZM231 194H232V193H231ZM251 194H252V193H251ZM262 194H263V192H262ZM17 195H18V194H17ZM20 195H21V194H20ZM22 195H23V194H22ZM22 195H21V196H22ZM26 195H25V196H26ZM54 195H55V194H54ZM69 195H70V194H69ZM127 195H128V194H127ZM130 195H131V194H130ZM199 195H201V194H199ZM199 195H198V196H199ZM205 195H206V194H205ZM208 195H209V194H208ZM208 195H207V196H208ZM211 195H212V194H211ZM249 195H250V194H248L247 196H249ZM258 195H260V194L258 193ZM13 196H14V195H13ZM79 196H80V195H79ZM131 196H132V195H131ZM201 196H202V195H201ZM232 196H233V195H232ZM253 196H254V195H253ZM256 196H257V194H256ZM8 197H9V196H8ZM10 197L12 198V195H10ZM10 197H9V198H10ZM15 197H16V196H15ZM15 197H14V198H15ZM42 197H43V194H42ZM44 197H45V196H44ZM58 197H59V195H56V196H54V199H56V198H58ZM80 197H81V196H80ZM133 197H134V196H133ZM144 197H145V196H144ZM199 197H200V196H199ZM227 197H228V194H227ZM9 198H8V199H9ZM21 198H22V197H21ZM27 198H28V197H27ZM82 198H83V197H82ZM82 198H80V199H82ZM85 198H87V196H86ZM190 198H191V197H190ZM206 198H207V197H206ZM245 198H246V197H245ZM0 199H1V197H0ZM3 199H5V197H4ZM15 199H18V198H15ZM15 199H14V200H15ZM23 199H24V198H23ZM23 199H22V200H23ZM29 199H30V198H29ZM29 199H28V201H29ZM78 199H79V197H78ZM80 199H79V200H80ZM83 199H84V198H83ZM121 199H122V197H121ZM123 199H124V197H123ZM127 199H128V198H127ZM200 199H201V198H200ZM246 199H247V198H246ZM18 200H19V199H18ZM66 200H67V199H66ZM76 200H77V199H76ZM84 200H85V199H84ZM125 200H126V199H125ZM125 200H124V201H125ZM243 200H244V199H243ZM247 200H248V199H247ZM10 201H11V200H10ZM15 201H16V200H15ZM23 201H24V200H23ZM26 201H27V200H26ZM31 201H32V200H31ZM34 201H35V200H33L32 203H33ZM73 201H74V200H73ZM82 201H83V200H82ZM82 201H81V202H82ZM117 201H118V200H116V202H117ZM142 201H143V200H142ZM160 201H161V200H160ZM187 201H188V200H187ZM187 201H184V203L187 202ZM199 201H200V200H199ZM218 201H219V200H218ZM218 201H214V202H215V203H216V202L218 203ZM244 201L246 202V200H244ZM250 201H251V200H250ZM5 202H6V203L9 202V200L6 201V199H5ZM21 202H22V201H21ZM29 202H30V201H29ZM29 202H28V203H29ZM63 202H64V201H62V202H60V203L64 204ZM66 202H67V201H66ZM74 202H75V201H74ZM119 202H120V201H119ZM131 202H132V201H131ZM131 202H130V203H131ZM139 202H140V201H139ZM158 202H159V200H158ZM189 202H190V201H189ZM189 202H187V203H189ZM205 202H206V201H205ZM221 202H222V201H221ZM34 203H35V202H34ZM34 203H33L32 205H34ZM49 203H50V202H49ZM68 203H69V202H68ZM75 203H76V202H75ZM77 203H78V202H77ZM77 203H76V205H77ZM112 203H113V202H112ZM121 203H123V200H122ZM130 203H129V204H130ZM135 203H137V202H135ZM161 203H162V202H161ZM248 203H249V201H248ZM18 204H20V203H18ZM22 204H25V203L23 202ZM26 204H27V203H26ZM35 204H37V201H36ZM40 204H41V203H40ZM40 204H38V205H40ZM50 204H51V203H50ZM69 204H70V203H69ZM72 204H73V203H72ZM79 204H80V203H79ZM93 204H94V203H93ZM133 204H134V202H133ZM253 204H254V203H253ZM0 205H2V201H1V200H0ZM3 205H4V204H3ZM8 205H9V204H8ZM38 205H36V207L39 208ZM45 205H46V204H45ZM45 205H44V206H45ZM54 205H55V204H54ZM96 205H98V204H96ZM113 205H114V203H113ZM115 205H116V204H115ZM115 205H114V206H115ZM120 205H121V204H120ZM120 205H119V206H120ZM126 205H127V204H126ZM130 205H131V204H130ZM142 205H143V204H142ZM212 205H213V204H212ZM219 205H220V203H219ZM237 205H239V204H237ZM237 205H236V206H237ZM254 205H255V204H254ZM260 205H261V204H260ZM263 205H264V204H263ZM4 206H5V205H4ZM13 206H15V205L13 204L12 207H13ZM30 206H31V205H30ZM41 206H42V205H41ZM41 206H40V207H41ZM46 206H47V205H46ZM46 206H45V208H46ZM48 206H49V205H48ZM48 206H47V207H48ZM56 206H57V207H56ZM56 206H55V208L57 209V215H58V214H59L58 211L60 212L61 209H59L58 204H57ZM64 206L66 207V203H65ZM64 206L62 205V207H64ZM71 206H72V205H71ZM78 206H79V205H78ZM99 206H100V205H99ZM103 206H104V205H103ZM145 206H146V205H145ZM188 206H189V204H188ZM256 206H257V205H256ZM2 207H3V206H2ZM9 207H11V206H9ZM51 207H53V206L51 205ZM79 207H80V206H79ZM141 207H142V206H141ZM7 208H8V206H7ZM26 208H28V207L26 206ZM26 208H25V209H26ZM29 208H30V207H29ZM33 208H34V207H33ZM42 208H43V207H42ZM49 208H50V207H49ZM49 208H47V209H49ZM74 208H75V206H74ZM80 208H81V207H80ZM83 208H84V207H83ZM83 208H82V210L84 211ZM97 208H98V207H97ZM104 208H106V207H104ZM144 208H145V207H144ZM234 208H235V207H234ZM236 208H237V207H236ZM240 208H241V206H240ZM253 208H254V207H253ZM2 209H3V208H2ZM39 209H40V208H39ZM51 209H52V208H51ZM62 209H65V210H66V208H62ZM68 209H69V208H68ZM72 209H73V208H71V210H72ZM90 209H91V208H90ZM102 209H103V208H102ZM116 209H117V208H116ZM145 209H146V208H145ZM145 209H144V211H145ZM154 209H155V208H154ZM154 209H153V210H154ZM232 209H233V207H232ZM28 210H30V209H28ZM35 210H36V209H35ZM42 210H44V209H42ZM45 210H46V209H45ZM49 210H50V209H49ZM49 210H48V212H49ZM52 210H53V209H52ZM73 210H74V209H73ZM73 210H72V211H73ZM75 210H76V209H75ZM79 210H81V209H79ZM88 210H89V209H88ZM159 210H161V209H159ZM222 210H224V208H223ZM229 210H230V209H229ZM263 210H264V209H263ZM50 211H51V210H50ZM54 211L56 212L55 209H54ZM90 211H91V210H90ZM142 211H143V210H142ZM156 211H157V210H156ZM163 211H164V210H163ZM225 211H226V209H225ZM230 211H231V210H230ZM235 211H236V210H235ZM34 212H35V211H34ZM40 212L42 213V211H40ZM40 212H39V213H40ZM43 212L45 213V211H43ZM48 212H47V213H48ZM52 212H53V211H52ZM52 212H51V213H52ZM55 212H54V213H55ZM62 212H65V211H62ZM80 212H81V211H80ZM80 212H79V214H80ZM84 212H85V211H84ZM86 212H87V211H86ZM88 212H89V211H88ZM88 212H87V214H88ZM153 212H154V211H153ZM157 212H158V211H157ZM159 212H160V211H159ZM161 212H162V210H161ZM166 212H167V211H166ZM169 212H170V211H169ZM169 212H168V213H169ZM221 212H222V211H221ZM226 212H227V211H226ZM232 212H233V211H232ZM31 213H32V212H31ZM31 213H29V215H30ZM47 213H46V214H47ZM54 213H53L52 215H55ZM96 213H97V212H96ZM98 213H99V212H98ZM109 213H110V210H109ZM142 213H143V212H142ZM60 214H61V212H60ZM77 214H78V213H77ZM79 214H78V217L81 216V215L79 216ZM91 214H92V213H91ZM31 215H32V214H31ZM52 215H51V216H52ZM98 215H99V214H98ZM98 215H97V216H98ZM100 215H101V213H100ZM108 215L110 216V215H112V214H108ZM47 216H48V215H47ZM49 216H50V215H49ZM49 216H48V217H49ZM51 216H50V217H51ZM73 216H75V214H74ZM86 216H87V215H86ZM86 216H85V217H86ZM90 216H91V215H90ZM95 216H96V215H95ZM109 216H107V217H109ZM35 217H36V216H35ZM50 217H49V218H50ZM71 217H72V216H71ZM98 217H99V216H98ZM31 218H32V217H31ZM33 218H34V217H33ZM33 218H32V219H33ZM45 218H47V217L45 216ZM52 218H53V216H52ZM72 218H73V217H72ZM74 218H75V217H74ZM76 218H77V216H76ZM155 218H157V216H156ZM32 219H31V220H32ZM34 219H35V218H34ZM36 219H37V218H36ZM39 219H40V218H39ZM47 219H48V218H47ZM101 219H102V218H101ZM151 219H152V217H151ZM31 220H30V221H31ZM50 220H51V218H50ZM70 220H71V219H70ZM84 220H85V219H84ZM95 220H96V219H95ZM97 220H98V218H97ZM99 220H100V219H99ZM102 220H103V219H102ZM105 220H107V218H106ZM108 220H110V219H108ZM149 220H150V219H149ZM152 220H153V219H152ZM30 221H28V222H30ZM35 221H36V220H35ZM40 221H41V220H40ZM85 221H86V220H85ZM85 221H84V222H85ZM103 221H104V220H103ZM43 222H44V221H43ZM45 222H46V221H45ZM86 222H87V221H86ZM89 222H91V221H89ZM94 222H95V221H94ZM97 222H98V221H97ZM152 222H155V221H152ZM46 223H47V222H46ZM50 223H52V221H51ZM91 223H92V222H91ZM32 224H35V223H32ZM37 224H38V223H37ZM39 224H40V223H39ZM42 224H43V223H42ZM48 224H49V223H48ZM52 224H53V223H52ZM95 224H96V223H95ZM104 224H105V223H104ZM23 225H24V223H23ZM43 225H45V224H43ZM88 225H89V224H88ZM78 226H80V225H78ZM82 226H83V225H82ZM84 226H85V225H84ZM89 226H90V225H89ZM37 227H38V226H37ZM40 227H41V226H40ZM42 228H43V227H42ZM45 228H46V227H45ZM74 228H76V229L78 228V229H79V227H74ZM84 228H85V227H84ZM87 228H88V227H87ZM80 229H81V228H80ZM85 229H86V228H85ZM46 230H47V229H46ZM84 231H85V230H84ZM84 231H83V232H84ZM81 232H82V231H81ZM247 234H248V233H247ZM257 237H258V236H257ZM262 237H263V236H262ZM247 238H248V237H247ZM259 238H260V237H259ZM257 239H258V238H257ZM262 239H263V238H262ZM245 240H246V239H245ZM255 240H256V239H255ZM256 241H257V240H256ZM259 241H260V240H259ZM5 242H6V241H5ZM250 242H252V241H250ZM203 243H205V242H203ZM203 243H202V245H203ZM262 243H264V242H262ZM249 244H250V243H249ZM251 244H253V243H251ZM205 245H206V244H205ZM258 245H259V244H258ZM258 245H257V246H258ZM6 246L8 247V245H6ZM200 246H201V245H200ZM247 246H248V245H247ZM247 246H246V247H247ZM259 246H262V245H259ZM243 247H244V246H243ZM248 247H249V246H248ZM253 247H255V246H253ZM201 248H203V246H202ZM209 248H211V246H210ZM212 248H213V247H212ZM228 248H229V247H228ZM261 248H262V247H261ZM263 248H264V247H263ZM248 249H249V248H248ZM252 249H253V248H251V250H252ZM201 250H202V249H201ZM213 250H214V249H213ZM213 250L211 249V251H210L211 255H210V258L208 257L209 259H212V258H213V253L215 254V252H213ZM228 250H229V249H228ZM237 250H238V249H237ZM249 250H250V249H249ZM258 250H259V249H258ZM203 251H204V250H203ZM238 251H239V250H238ZM241 251H242V250H241ZM241 251H240V252H241ZM194 252H195V251H194ZM205 252H206V251H205ZM205 252H203V253H205ZM201 253H202V252H201ZM210 253H209V254H210ZM248 253H249V252H248ZM8 254H11V253H9V250L5 249V250L1 253V259H0V261L3 260L4 263L6 262V263L8 264V261L10 262V260H12V261L17 260V259H15L14 257H13V258L10 257V258H11V259H10L9 256H8ZM192 254H193V253H192ZM192 254H191V255H192ZM196 254H197V253H196ZM11 255H12V254H11ZM239 255H240V254H239ZM249 255H250V253H249ZM253 255H254V254H253ZM192 256H193V255H192ZM197 256H198V254H197ZM208 256H209V255H208ZM240 256H241V255H240ZM243 256H244V255H243ZM245 256H246V255H245ZM251 256H252V255H251ZM262 256H263V255H262ZM205 257H207V256H205ZM252 257H253V256H252ZM263 257H264V256H263ZM8 259H10V260H8ZM209 259H208V261H209ZM251 259H252V258H251ZM263 259H264V258H263ZM260 260L262 261V259H260ZM3 261H2L1 263H3ZM192 261H193V260H192ZM192 261H191V262H192ZM194 261H196V260H194ZM197 261H198V260H197ZM258 261H259V260H258ZM261 261H260V262H261ZM15 262H16V261H15ZM15 262H14V264H16ZM200 262H201V261H200ZM4 263H3V264H4ZM193 263H194V262H193ZM193 263H192V264H193ZM202 263L204 264V262H202ZM205 263H206V260H205ZM255 263H256V262H255ZM262 263H263V262H262ZM11 264H13V262H12ZM17 264H18V263H17ZM250 264H251V263H250ZM258 264H259V262H258Z\"/></svg>","mask_w":264,"mask_h":264}]
</instances>
